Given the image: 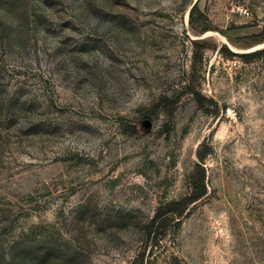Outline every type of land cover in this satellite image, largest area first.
<instances>
[{
  "label": "rangeland",
  "instance_id": "rangeland-1",
  "mask_svg": "<svg viewBox=\"0 0 264 264\" xmlns=\"http://www.w3.org/2000/svg\"><path fill=\"white\" fill-rule=\"evenodd\" d=\"M0 264H264V0H0Z\"/></svg>",
  "mask_w": 264,
  "mask_h": 264
},
{
  "label": "trees",
  "instance_id": "trees-1",
  "mask_svg": "<svg viewBox=\"0 0 264 264\" xmlns=\"http://www.w3.org/2000/svg\"><path fill=\"white\" fill-rule=\"evenodd\" d=\"M194 7H196V4H194L192 6V8L190 9V13H192ZM201 159H202V156H199V160H201ZM193 192H195V193H193V195L190 198H188L186 201L182 202L181 204L179 202H172V203L168 204V206L172 207V209L168 210V211L172 212V213H175L176 211L180 212L181 209H183L185 205L196 200L198 197L202 196L205 193V187L203 184V177L200 178L198 186H197L196 182H193ZM161 216H162L161 213H157L153 217L151 225H153L156 222V220L160 219ZM165 220H166L165 217L161 218L160 222H163Z\"/></svg>",
  "mask_w": 264,
  "mask_h": 264
}]
</instances>
